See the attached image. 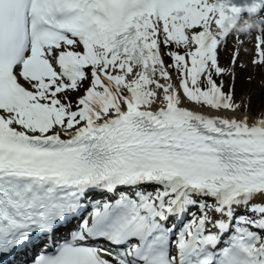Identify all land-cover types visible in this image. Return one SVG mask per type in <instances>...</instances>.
I'll use <instances>...</instances> for the list:
<instances>
[{"label": "snow or ice", "instance_id": "obj_1", "mask_svg": "<svg viewBox=\"0 0 264 264\" xmlns=\"http://www.w3.org/2000/svg\"><path fill=\"white\" fill-rule=\"evenodd\" d=\"M239 11L0 0V264H264V118L185 106L239 107Z\"/></svg>", "mask_w": 264, "mask_h": 264}, {"label": "bare ground", "instance_id": "obj_2", "mask_svg": "<svg viewBox=\"0 0 264 264\" xmlns=\"http://www.w3.org/2000/svg\"><path fill=\"white\" fill-rule=\"evenodd\" d=\"M262 40H264V34H261ZM255 43L256 40L254 38H251L250 40H246L245 35L240 34L239 40L237 41V44L233 40L231 42L232 45H235V53L238 54L237 63H242L245 67V82H246V88H245V98H238L236 97V102L240 105L247 104V110L241 111V109L236 110H227L223 112V115H227L230 117L235 118H244L247 117L249 123L255 122L256 119L259 117H263L264 114H262V111L254 112L251 108L253 101L255 99L254 95L256 90H259L260 88L264 87V65H259L258 63L253 64L252 60L254 58V50H255ZM165 48L163 47V52ZM183 52L186 50L182 48ZM219 56V60L222 62L224 58L222 56ZM165 64H167L166 57H164ZM170 71V69H169ZM171 73V72H170ZM172 75V82L176 84V76L174 74ZM163 82V81H162ZM235 93H237V89L235 90ZM247 95V96H246ZM161 102L158 100L155 104H153V110L158 108L160 106ZM185 106L191 108L194 111H200L204 114L208 115H217V111L212 110L208 107H202L196 104L185 102ZM244 107V106H242Z\"/></svg>", "mask_w": 264, "mask_h": 264}, {"label": "clouds", "instance_id": "obj_3", "mask_svg": "<svg viewBox=\"0 0 264 264\" xmlns=\"http://www.w3.org/2000/svg\"><path fill=\"white\" fill-rule=\"evenodd\" d=\"M260 7L258 0H247L239 12L231 14L222 22L221 28L230 33H243L249 38L254 32L264 34V13L260 12ZM241 11L247 15L241 16Z\"/></svg>", "mask_w": 264, "mask_h": 264}, {"label": "rangeland", "instance_id": "obj_4", "mask_svg": "<svg viewBox=\"0 0 264 264\" xmlns=\"http://www.w3.org/2000/svg\"><path fill=\"white\" fill-rule=\"evenodd\" d=\"M228 56H229V53H228ZM228 56H227V59H228ZM227 59H226L225 63H227ZM258 64L264 65V63H258ZM224 66H227L230 68L229 64H226ZM235 72H236V74H238V75H236V82H235V90L237 89V93H235V98L236 97H238V98L244 97L245 98V94H244L245 88H246L245 75H244L245 74V67L242 64H240L239 66H236ZM79 94H81V93H73V94L71 93L70 97H74V96L77 97ZM254 97H255V99H254L253 104L251 106L252 110L254 112L262 111V114H264V87L260 88L259 90H256ZM246 105L247 104L240 105V106H244L241 108L245 110Z\"/></svg>", "mask_w": 264, "mask_h": 264}]
</instances>
